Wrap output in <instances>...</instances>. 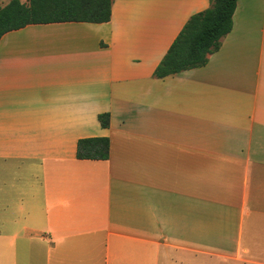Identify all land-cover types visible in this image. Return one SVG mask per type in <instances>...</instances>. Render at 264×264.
Returning a JSON list of instances; mask_svg holds the SVG:
<instances>
[{"label":"crops","instance_id":"1","mask_svg":"<svg viewBox=\"0 0 264 264\" xmlns=\"http://www.w3.org/2000/svg\"><path fill=\"white\" fill-rule=\"evenodd\" d=\"M209 6L113 0L0 38V264H264V0L205 66L153 76ZM93 137L108 160L76 158Z\"/></svg>","mask_w":264,"mask_h":264},{"label":"trees","instance_id":"2","mask_svg":"<svg viewBox=\"0 0 264 264\" xmlns=\"http://www.w3.org/2000/svg\"><path fill=\"white\" fill-rule=\"evenodd\" d=\"M113 0H29L28 5L11 0L0 8V38L8 32L29 25L52 23H107ZM237 0H210L205 11L194 14L184 25L153 76L156 79L203 67L209 56L217 52L221 41L232 30ZM109 114H100L102 128L109 127ZM110 142L107 137L79 139L78 160L106 161Z\"/></svg>","mask_w":264,"mask_h":264}]
</instances>
